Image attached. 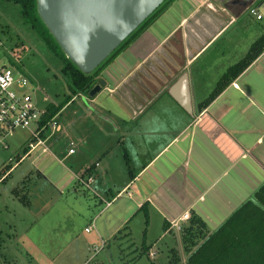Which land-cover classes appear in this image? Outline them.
I'll return each mask as SVG.
<instances>
[{
  "label": "crops",
  "instance_id": "1",
  "mask_svg": "<svg viewBox=\"0 0 264 264\" xmlns=\"http://www.w3.org/2000/svg\"><path fill=\"white\" fill-rule=\"evenodd\" d=\"M164 6L102 71L98 82H107L106 91L125 114L114 127L115 132L122 137V144L128 141L132 154L142 161L140 170L133 174L135 178L118 196L126 191L133 199V188L140 195L137 208L147 210L149 215L154 211L164 220V229L166 223L170 226L165 233L171 234L176 231L173 221L186 211H190L191 218L221 226L264 184V51L214 101L201 107L220 80L264 37V16L258 19L251 14L252 9L261 14L264 0H175ZM245 38L251 39V45L240 50L242 40H248ZM216 49L218 62L232 57L221 76L212 79L210 69L219 63L207 59L216 57ZM156 65L161 66V98L156 102L166 103L159 111V122L146 124L141 117L155 102L148 108H141L140 103L130 105L124 101L122 90L139 73L154 71ZM184 75L188 76L192 113L169 93ZM70 145L73 147L74 142ZM43 150V146L30 148L27 158L35 152L39 158ZM49 152L47 155L57 158L55 152ZM75 154L69 151L68 157ZM93 166L71 168L72 182L91 168L96 178L92 186L109 201L114 192L98 170L101 161ZM6 176L0 178V183ZM130 222L125 217L113 230L105 224V236L100 232L99 239L105 243L116 238L125 227L129 229Z\"/></svg>",
  "mask_w": 264,
  "mask_h": 264
},
{
  "label": "rangeland",
  "instance_id": "2",
  "mask_svg": "<svg viewBox=\"0 0 264 264\" xmlns=\"http://www.w3.org/2000/svg\"><path fill=\"white\" fill-rule=\"evenodd\" d=\"M261 14L264 16V10ZM245 39L248 40H242L240 50L248 49L251 39ZM218 50L216 57L207 59L219 63L210 69L212 79L221 76L232 57L218 62ZM115 55L105 62L103 70ZM1 68L16 78L25 76L30 80L25 92L39 111L46 112L49 106L64 109L52 120L60 130L44 135L48 151L39 158L38 152L27 158L31 143L37 142H33L29 130L17 129L13 135L0 136V178L8 174L0 183V264H171L175 255L177 264H186L183 228L166 234L162 218L154 211L149 215L147 210L137 208L140 195L133 188V199L126 191L118 196L131 181L130 174H136L142 165L132 154L128 141L122 144V137L115 132L114 127L125 114L106 87L94 98L74 93L62 60L27 21L24 7L15 0H0ZM160 68L156 65L154 71L139 73L122 90L126 94L124 101L130 105L140 103L141 108H148L155 102L141 117L142 123H158L159 111L165 107V101L156 102L161 98ZM202 68L205 69L198 66ZM168 88L166 83L165 91ZM70 141L74 142L73 147ZM72 148L76 154L68 157ZM49 150L57 158L47 155ZM97 161L102 163L99 172L114 192L109 201L101 198L94 186L90 189L72 182L71 168L93 166ZM92 177L91 185L96 180ZM16 192L25 196L29 204L16 199ZM113 198L116 200L106 209ZM125 217L131 220L129 229L103 243L99 235L101 232L105 236L104 225L113 230ZM206 225L211 232L220 227L214 223ZM92 226V232H86ZM126 235L130 238L125 239Z\"/></svg>",
  "mask_w": 264,
  "mask_h": 264
},
{
  "label": "trees",
  "instance_id": "3",
  "mask_svg": "<svg viewBox=\"0 0 264 264\" xmlns=\"http://www.w3.org/2000/svg\"><path fill=\"white\" fill-rule=\"evenodd\" d=\"M174 1L175 0H167L166 2L171 3ZM15 2L20 3L24 7L27 21L33 25L47 43L48 47L62 60L65 73L69 76L75 87V90L73 89L74 93L88 95L98 83L105 62L112 55L117 54L114 57L115 59L125 51L140 31L164 9L166 3L165 2L92 74L87 75L67 58L61 46L42 21L38 13L37 0H15ZM263 51L264 37L252 46L249 55L243 62L233 67L220 80L215 92L204 100L201 107L204 108L214 101L224 88L232 82L233 78L246 70ZM63 109L64 106H49L43 118V123L46 124L52 121ZM46 133H44V135ZM131 178H135L133 174H131ZM15 195L26 205L29 204L25 196H20L19 192H16ZM144 207L145 206H143V209ZM169 227L170 226L166 223L165 231L169 230ZM126 229L127 227L123 230ZM181 235L185 251L188 255L186 264H264V184L214 232L208 229L206 223L201 218L192 217L189 225L183 227ZM127 238H130V236L126 235L125 239ZM177 262L178 257L175 255L171 264H177Z\"/></svg>",
  "mask_w": 264,
  "mask_h": 264
},
{
  "label": "water",
  "instance_id": "4",
  "mask_svg": "<svg viewBox=\"0 0 264 264\" xmlns=\"http://www.w3.org/2000/svg\"><path fill=\"white\" fill-rule=\"evenodd\" d=\"M166 1L37 0V5L39 16L67 58L89 75ZM106 86L107 82L101 79L89 97H96ZM169 93L188 113H192L187 75Z\"/></svg>",
  "mask_w": 264,
  "mask_h": 264
},
{
  "label": "built area",
  "instance_id": "5",
  "mask_svg": "<svg viewBox=\"0 0 264 264\" xmlns=\"http://www.w3.org/2000/svg\"><path fill=\"white\" fill-rule=\"evenodd\" d=\"M251 14L257 15L258 19H262L263 17L261 14H258L257 9H252ZM30 85L31 82L27 77L20 76L16 78L4 68L0 69V136L13 135L17 129L29 130L33 136V142L37 141L36 144L31 143L32 149L35 150L36 147L43 146V151H48L43 135L51 130L58 132L60 127L54 121L46 124L43 123L46 112L39 111L33 105L30 94L25 92ZM74 152V149L70 150V154ZM85 176H76V181L80 185L92 189V172L88 170ZM83 177L87 178V181H84ZM110 205V203L107 204L108 207ZM190 219L191 213L190 211H186L173 221L172 226L177 230H181L183 225L190 221ZM92 229L93 227L87 228L86 232H91ZM99 251L100 249L97 248L96 252Z\"/></svg>",
  "mask_w": 264,
  "mask_h": 264
}]
</instances>
